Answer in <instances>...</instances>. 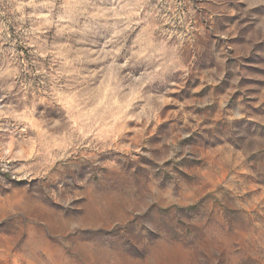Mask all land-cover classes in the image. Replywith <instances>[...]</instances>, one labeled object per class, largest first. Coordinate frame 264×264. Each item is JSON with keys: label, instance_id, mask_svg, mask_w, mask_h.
<instances>
[{"label": "rangeland", "instance_id": "374dc122", "mask_svg": "<svg viewBox=\"0 0 264 264\" xmlns=\"http://www.w3.org/2000/svg\"><path fill=\"white\" fill-rule=\"evenodd\" d=\"M0 264H264V0H0Z\"/></svg>", "mask_w": 264, "mask_h": 264}]
</instances>
